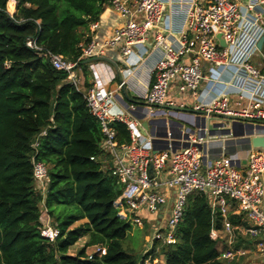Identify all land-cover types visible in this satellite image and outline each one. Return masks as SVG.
I'll list each match as a JSON object with an SVG mask.
<instances>
[{"label":"built area","instance_id":"2783aa9c","mask_svg":"<svg viewBox=\"0 0 264 264\" xmlns=\"http://www.w3.org/2000/svg\"><path fill=\"white\" fill-rule=\"evenodd\" d=\"M107 6L121 23L107 37L95 35L82 46L80 59H92L90 87L80 89L76 62L42 55L83 92L100 125L101 146L112 158L108 170L122 188L118 215L141 226L139 212H155L173 191L166 224L151 237L173 244L188 195L200 192L221 216L220 228L210 230L217 247L224 245L220 260L231 263L247 255L235 246L242 236L264 252V148H247L243 141L264 136V56L257 47L264 0H108ZM26 44L36 48L32 39ZM108 54L122 64L117 77L104 61L94 60ZM123 91L134 101L124 100ZM113 122L126 126L128 144H117ZM208 124L229 134L209 136ZM32 174L44 194L46 166L34 160ZM39 231L48 241L59 234L47 214ZM101 251L95 246L88 258Z\"/></svg>","mask_w":264,"mask_h":264},{"label":"trees","instance_id":"16d2710c","mask_svg":"<svg viewBox=\"0 0 264 264\" xmlns=\"http://www.w3.org/2000/svg\"><path fill=\"white\" fill-rule=\"evenodd\" d=\"M9 1L0 0V264H144L159 255L162 264H226L210 238L221 216L200 192L187 197L175 243L153 240L143 253L126 244L132 225L118 215L122 188L103 166L110 154L100 125L83 92L42 55L76 62L87 76L82 46L108 0H14L12 15ZM111 125L117 144H128L126 126ZM34 160L46 166L44 194L34 186ZM42 203L59 232L53 241L40 235ZM95 246L102 251L88 258Z\"/></svg>","mask_w":264,"mask_h":264},{"label":"crops","instance_id":"0c3cea01","mask_svg":"<svg viewBox=\"0 0 264 264\" xmlns=\"http://www.w3.org/2000/svg\"><path fill=\"white\" fill-rule=\"evenodd\" d=\"M12 2L14 3L15 1L12 0ZM14 10H15V4L13 5L12 11H11L12 13L10 12L11 13L10 15H12L14 13ZM119 23H121V17L115 11H113L109 6H106L104 11L99 16V19L97 21V26L93 27L91 24L89 27V33L88 34L90 35V37H93L95 35L103 37V38L107 37L111 33L112 29L114 27H116L117 25H119ZM107 59L110 60L113 64L106 62V61H104V62L112 68L113 72H115L116 77H117L118 76V67L121 68V66H122L121 62L118 61L117 58L113 54H108ZM258 61H259V59L256 62H258ZM86 64H87V67H86L87 76H85L84 70L82 69V67L79 66L78 69L76 70L78 77H79V82H80V87H81L80 89H82V90L90 87L92 85V81H93V76H92L91 71L89 69V65H88V63H86ZM140 71H141V69H139V71L137 72V76H141ZM117 80L118 79L116 78V81ZM86 83H88L89 86H86ZM112 87H113V83L108 85V88H112ZM122 97L124 100H126L123 94H122ZM104 151L109 154V152H107L106 150H104ZM111 159H112L111 156H110L109 160L106 158L103 159L104 168L108 169L111 166V163H112ZM167 195H168V200H167L166 204L159 206L155 212H148L147 210H141L139 212V216L143 220V225L137 226V225L131 224L132 229L128 234V239L126 240V243L128 242L127 244L131 247L133 246L132 239L135 237L134 232H133L134 228H137L140 231L148 232V233H144L143 237L141 236L140 246L134 248L136 250V252L143 253V251H145V247L151 243V237L154 234V232L157 229L164 228L166 221H167V218H168V215H169V211H170L171 206H172L173 191H168ZM45 218H46V212H45V209L43 208V203H42L41 204V219H40V221L44 220ZM244 240L248 241V245L244 244L245 243ZM86 241H87V237H82L76 242L75 245L78 244L77 246L80 248L86 243ZM235 246H239L242 248H245L248 246V248H245L248 251V253H247L248 256L246 255L247 256V258H246L247 264H264V252L257 251L254 248V245L252 244L251 240L249 241V239L247 237L242 236L241 238H239L236 241ZM222 247H224V245H222V244L218 245L219 250ZM70 249H69V254H72L70 252ZM88 250H91V248H88L87 251ZM243 258H245V257H243ZM162 263H163V256H161V255L156 256L153 259H151V257H148V259L144 262V264H162Z\"/></svg>","mask_w":264,"mask_h":264},{"label":"water","instance_id":"95a60500","mask_svg":"<svg viewBox=\"0 0 264 264\" xmlns=\"http://www.w3.org/2000/svg\"><path fill=\"white\" fill-rule=\"evenodd\" d=\"M220 44L224 45V42L220 41ZM257 47L260 50L261 54L264 56V32H263L261 38L259 39V41L257 43ZM94 60H102V61H106V62H109V63L113 64L107 58H98V59H94ZM90 61H92V59L85 60L86 63H89ZM123 94H124V97H125L126 101H134L126 94L125 91H123ZM186 110L194 112V110H192V109H186ZM201 115H204V113L201 112ZM212 118L213 117H210L209 120L212 119ZM201 122H202L201 125H204V123L206 122L204 117L201 118ZM142 127L144 129H147L148 122H146V121L142 122ZM207 127H208V131L207 132H208L209 136H211V135L214 136V135H227V134H229V130L228 129L218 130V129H216V125L208 124ZM247 133H249V132H247ZM157 136H159V134ZM200 136L201 137L206 136L205 132L202 131L200 133ZM243 141L246 143V147L247 148H249V147H262V148H264V136H251L250 138H245ZM154 148L156 149L157 146L154 145ZM164 148H166V146H164ZM242 163H245V161L243 160ZM263 178H264V175H263Z\"/></svg>","mask_w":264,"mask_h":264},{"label":"rangeland","instance_id":"374dc122","mask_svg":"<svg viewBox=\"0 0 264 264\" xmlns=\"http://www.w3.org/2000/svg\"><path fill=\"white\" fill-rule=\"evenodd\" d=\"M11 1V3L9 4V2ZM9 2H7V5H6V11L8 12V14L10 15L12 12V7H13V5L15 4V2L13 3L12 2V0H10ZM12 4V5H11ZM11 12V13H10ZM258 60V58H254V60H253V63H256V61ZM87 65V64H86ZM133 232H134V235H135V237L132 239V244H133V247L134 248H136V247H139L140 246V240H141V236L143 237V234L144 233H148V232H144V231H140V230H138L137 228H134V230H133ZM150 235V234H149ZM244 239V238H243ZM250 241V240H249ZM244 244L245 245H248V241H246V240H244ZM128 243V242H127ZM126 243V244H127ZM78 245V244H77ZM77 245H74L71 249H70V252L72 253V254H75L76 252H77V249L79 248ZM128 245V244H127ZM148 246H149V244L145 247V250H147V249H149L148 248ZM245 248H248V246L247 247H245ZM91 250H88V252H90ZM255 251V250H254ZM248 256V255H247ZM247 256L246 255H244L243 257H245V258H243V257H241L240 259H238L237 261H234V262H227L226 264H247V260H246V258H247Z\"/></svg>","mask_w":264,"mask_h":264}]
</instances>
